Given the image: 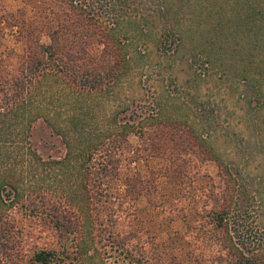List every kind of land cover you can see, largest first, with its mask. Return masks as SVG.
<instances>
[{"label":"rangeland","instance_id":"1","mask_svg":"<svg viewBox=\"0 0 264 264\" xmlns=\"http://www.w3.org/2000/svg\"><path fill=\"white\" fill-rule=\"evenodd\" d=\"M42 1L0 0V83L17 75L30 41L50 43L46 33L34 31ZM154 2L145 27L111 32L121 44L110 53L117 50L124 59L117 80L91 90L55 73L40 78L34 93L55 126L41 120L34 129L31 141L41 161L22 174V194L43 195L46 204L57 201L82 216L87 200L80 165L95 150L97 156L122 146L119 177L139 174L146 190L154 184L157 190L128 201L117 227L141 230L137 235L156 264H194L207 255L200 226L209 220L201 211L213 187L224 183L219 163L249 196V242H264V0ZM120 202L102 200L95 225L82 220L80 237L67 241L46 218L18 214V255L80 245L88 250L81 264H113L114 255L99 241L113 230ZM185 242L194 249L191 258L179 249Z\"/></svg>","mask_w":264,"mask_h":264},{"label":"trees","instance_id":"2","mask_svg":"<svg viewBox=\"0 0 264 264\" xmlns=\"http://www.w3.org/2000/svg\"><path fill=\"white\" fill-rule=\"evenodd\" d=\"M42 3L43 14L36 17L38 25L34 31L46 33L50 43L41 45L39 37L37 41H30L26 61L17 75L0 83V264H81L88 250L81 251L80 245L72 250L66 245L60 249L34 247L24 257L19 256L15 243L21 232L17 231L16 217L19 214L25 219L46 218L59 239H78L82 220L94 226L96 218H100L102 200L107 205L113 200L121 201L118 210L112 213L113 230L107 229L108 235H101L99 241L111 256L114 255L113 264H156L147 243L137 235L141 230L116 224L126 219L121 209L128 201H135L141 194L151 197L157 190L155 184L150 191L146 190L143 185L147 182L139 174L126 179L119 177L126 160L122 146H112L116 150H104L97 156L95 150L80 165L87 200L82 216L73 209L66 210L57 201L46 204L43 195L34 197L29 192L24 196L21 177L23 173L28 175L41 161L31 141L37 123L43 120L52 128L55 126L52 117L42 111L46 103L39 101L34 93L40 78L55 73L66 83L91 90L117 80L121 75L120 62L124 59L117 50L110 53L112 45L121 44V39L113 38L111 32L124 25L141 28L157 6L154 0H46ZM185 133L191 138L188 131ZM145 136L141 133L140 138ZM218 166L224 183L213 187L208 196L210 205L201 211L209 220L207 226H200L207 255L193 262L264 264V242L260 239H256L257 244L249 242L247 201L244 200L249 196L241 191L238 178L231 175L227 167L222 163ZM250 199L256 197L250 196ZM180 245L179 249L186 251L187 257H193L190 242Z\"/></svg>","mask_w":264,"mask_h":264}]
</instances>
